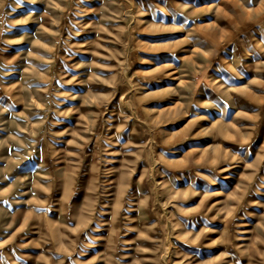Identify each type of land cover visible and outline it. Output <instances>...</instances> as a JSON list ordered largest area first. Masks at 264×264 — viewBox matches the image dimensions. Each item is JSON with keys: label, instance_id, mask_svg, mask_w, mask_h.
<instances>
[{"label": "rangeland", "instance_id": "1", "mask_svg": "<svg viewBox=\"0 0 264 264\" xmlns=\"http://www.w3.org/2000/svg\"><path fill=\"white\" fill-rule=\"evenodd\" d=\"M0 264H264V0H0Z\"/></svg>", "mask_w": 264, "mask_h": 264}]
</instances>
